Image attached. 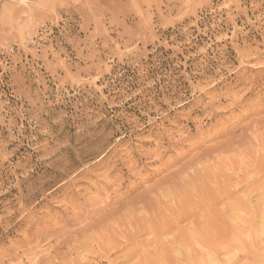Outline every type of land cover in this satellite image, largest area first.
<instances>
[{"label":"rangeland","instance_id":"obj_1","mask_svg":"<svg viewBox=\"0 0 264 264\" xmlns=\"http://www.w3.org/2000/svg\"><path fill=\"white\" fill-rule=\"evenodd\" d=\"M262 222L264 0H0V264H261Z\"/></svg>","mask_w":264,"mask_h":264},{"label":"bare ground","instance_id":"obj_2","mask_svg":"<svg viewBox=\"0 0 264 264\" xmlns=\"http://www.w3.org/2000/svg\"><path fill=\"white\" fill-rule=\"evenodd\" d=\"M260 229H263V230H264V222L260 223ZM220 230H221V229H220ZM220 230H218V231L220 232ZM225 234H226V233H225ZM218 235H219L220 237H219ZM218 235H214V236H213V234H212L213 239H212V236H211V238H209L208 240H209V241H210V240H211V241H212V240L215 241V238L219 237L220 239H222L221 241L224 240V242H220V241H219L221 244H225L227 247H228V246H231V247H232V245H230V239H229V241H228V240L225 238V239L227 240V241H226L225 239H223V238H224L223 234H222V235L218 234ZM215 236H216V237H215ZM201 237H202V236H201ZM222 237H223V238H222ZM186 238H187V237H185L184 239H186ZM188 238H189V237H188ZM184 239H183V240H184ZM217 239H218V238H217ZM217 239H216V240H217ZM256 239H257V238H256ZM256 239H255L256 243L258 242L257 244H261V243L259 242L260 239H259L258 241H257ZM186 240L188 241L189 239H186ZM204 240H205V239H204ZM218 240H219V239H218ZM187 241H185V240H184V241H182V240L177 241V242H179V243H178L179 246H181V247H180V248H181L180 251H182V246L184 247L185 245H187V244H186ZM205 241H206V240H205ZM214 241H212V242H211L212 244H210V245H207L205 242L203 243V244H206L205 246H209V247L211 246L210 249H211L212 247L216 248V247H215L216 244H217L218 246H217L216 249L213 248V249H212L213 251H210V250L207 248L210 254L208 253V254H206V256H203V257H202V254H203L204 252L200 253L201 258L199 259V258L197 257V259L200 260V261H198V260L196 259V256H198V255H196V254H198L197 251L195 252V251H194L195 249H193V250L191 249V251H194V252L196 253V254L194 253V254H195V255H194L195 258H194V257H192V258H194V261H195V259H196L197 261L194 262V261L192 260L190 263H191V264H210V263L213 261V259L215 260V258L218 257V256H216V257H213V256H215L216 252H217V253H218L219 251L221 252L220 249H222V248L224 247V245L222 246V245H220V243L218 244V241H215L216 243H215ZM261 241H262V240H261ZM188 242H189V241H188ZM188 242H187V243H188ZM206 242H207V241H206ZM228 242H229V243H228ZM263 242H264V241H263ZM201 243H202V241H201ZM207 243H209V242H207ZM176 245H177V243H176ZM188 245H189V244H188ZM188 245H187V246H188ZM219 245H220V246H219ZM258 246H259V245H258ZM171 247L174 248L173 246H171ZM171 247H170V248H171ZM263 247H264V246H263ZM263 247L261 248V246H260V248H261L262 250L264 249ZM170 248L168 247L167 249L170 251V250H171ZM189 248H190V247H189ZM189 248L185 247V250H187V249L189 250ZM253 248H254V247H253ZM223 249H224V248H223ZM246 249H247V248H246ZM256 249H257V245H255V250H256ZM258 249H259V248H258ZM175 250H179V249H178V248L173 249V251H175ZM229 250H231V252L233 251L232 249H229ZM229 250H228V251H225V252H226V253H227V252H228V253H231ZM247 250H250V248L248 247ZM252 250L254 251V249H252ZM165 251H166V250H165ZM171 251H172V250H171ZM180 251H179V252H180ZM183 251H184V250H183ZM183 251H182V252H183ZM244 251H245V250H244ZM250 251H251V250H250ZM250 251H246V252H250ZM258 251L260 252L261 250L259 249ZM263 251H264V250H263ZM220 252H219V253H220ZM225 252H223V253H225ZM251 252H252V251H251ZM251 252H250V253H251ZM170 253H171V252H170ZM190 253H191L190 255H189V253H188V255H189V258H188V257L186 256L185 251H184V255H183V256H184V257L186 256L188 261H189V259L191 260L190 256L192 255V252H190ZM223 253H222V254L220 253L221 256L223 255ZM235 253H236V252H235ZM250 253H249V254H250ZM253 253H254V252H253ZM255 253H256V252H255ZM261 253H262V252H261ZM165 254H166V252H165ZM231 254H232V253H231ZM242 254H243V253H242ZM247 254H248V253H247ZM166 255H167V254H166ZM174 255H175V254H173V256H174ZM203 255H205V253H204ZM207 255H208V256H207ZM226 255H228V254H225V256H226ZM252 255H253V254H252ZM255 255H256V254H255ZM263 255H264V254L262 253L261 256H263ZM179 256H180V255H179ZM192 256H193V255H192ZM200 256H199V257H200ZM225 256H223V257H225ZM238 256H239V255H238ZM249 256H250V260H251L253 256H251V255H249ZM261 256H259V258H260ZM162 257H163V256H162ZM164 257H165V255H164ZM167 257H168V256H167ZM167 257H165V258L168 259ZM174 257H176V255H175ZM174 257H173V258H174ZM177 257H178V256H177ZM177 257H176V258H177ZM182 258H183V257H182ZM182 258H181V259H182ZM227 258H228V257H227ZM232 258H233V256H232ZM239 258H240V257H239ZM239 258H237V259H239ZM256 258H258V257H256ZM159 259H160V258H159ZM159 259H158V260H159ZM162 259H164V258H162ZM162 259H161V260H162ZM166 259H164V260H166ZM174 259H175V258H174ZM178 259H179V258H178ZM178 259H177V260H178ZM219 259H220V258H219ZM263 259H264V257H263ZM161 260H160V261H161ZM164 260H162V261H164ZM177 260H176V261H177ZM184 260H185V259H184ZM184 260H183V261H184ZM232 260H233L234 262L232 261V262H233V263H232L231 260H230V263H231V264H234L236 261H240L241 259H240V260L232 259ZM253 260H254V258H253ZM255 260H256V259H255ZM162 261H161V262H162ZM170 261H171V260H170ZM185 261H186V260H185ZM188 261H187V262H188ZM221 261H222V259H221ZM247 261H248V260H247ZM251 261H252V260H251ZM258 261L261 262V258H260V260H258ZM263 261H264V260H262L261 264L263 263ZM158 262H159V261H158ZM161 262H160V263H161ZM164 262H165V261H164ZM164 262L161 263V264H167V263H164ZM166 262H168V260H167ZM215 262H216V261L212 262L211 264H214ZM253 262H257V260H256V261H253ZM169 263H170V262H169ZM172 263H173V262H172ZM174 263H175V262H174ZM178 263H179V262H178ZM190 263H189V264H190ZM223 263H225V262L223 261ZM248 263H249V262H248ZM257 263H258V262H257ZM158 264H159V263H158ZM186 264H188V263H186ZM215 264H216V263H215ZM218 264H219V262H218ZM237 264H238V263H237ZM251 264H253V263H251Z\"/></svg>","mask_w":264,"mask_h":264}]
</instances>
